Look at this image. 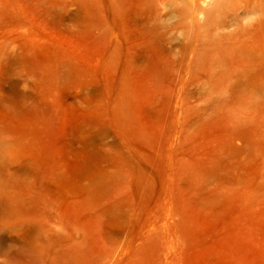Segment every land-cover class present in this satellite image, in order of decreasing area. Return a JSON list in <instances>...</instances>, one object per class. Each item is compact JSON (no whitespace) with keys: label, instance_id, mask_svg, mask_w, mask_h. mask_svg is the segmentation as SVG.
<instances>
[{"label":"rangeland","instance_id":"rangeland-1","mask_svg":"<svg viewBox=\"0 0 264 264\" xmlns=\"http://www.w3.org/2000/svg\"><path fill=\"white\" fill-rule=\"evenodd\" d=\"M212 1L0 0V264H264V71L202 62Z\"/></svg>","mask_w":264,"mask_h":264},{"label":"bare ground","instance_id":"bare-ground-1","mask_svg":"<svg viewBox=\"0 0 264 264\" xmlns=\"http://www.w3.org/2000/svg\"><path fill=\"white\" fill-rule=\"evenodd\" d=\"M209 0H152L158 9L194 19ZM199 36L202 62L213 66L228 59L240 71H264V0H214ZM242 9V10H241ZM240 11L244 14L241 16Z\"/></svg>","mask_w":264,"mask_h":264}]
</instances>
